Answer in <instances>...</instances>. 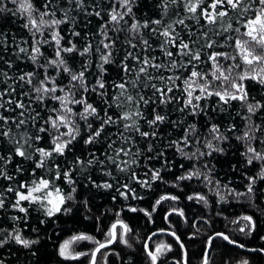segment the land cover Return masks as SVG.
Listing matches in <instances>:
<instances>
[{
    "label": "snow or ice",
    "instance_id": "1",
    "mask_svg": "<svg viewBox=\"0 0 264 264\" xmlns=\"http://www.w3.org/2000/svg\"><path fill=\"white\" fill-rule=\"evenodd\" d=\"M8 3L15 8H9ZM134 8H137V0H41L39 7L34 0H0V13L22 17L21 27L31 37L29 43L24 36L18 39L17 33L0 26V179L7 182L0 191V210L7 212L11 208L23 214L10 217L11 220H26L32 206L46 218L71 215L73 208L69 202L76 203L75 194L81 182L75 178L77 169L84 173L87 168L98 166L102 176L109 179L101 178L98 183L88 174L82 177L87 180L84 187L114 190L127 201L130 197L143 199L131 186L133 182L151 189L153 182L163 180L161 173L171 163L166 149L174 148L190 161H199L213 153L223 154L225 149L220 145L229 140L227 133L238 131L235 123L222 131L221 124L211 123L209 116L208 135L202 140L197 135L195 123L184 127L186 119H170L173 111L184 117L208 115V105L203 102L213 97L217 98L213 111L219 108L223 112L225 106H231L234 101L246 108L247 115L241 117L246 130L236 139L245 143L241 155L247 165L259 161L261 169L255 176L245 173L248 183L244 192L213 180L210 173L214 165L209 168L207 163L203 167L208 173H202L193 165L192 170L176 178L173 186L177 187L179 181L203 178L206 184L214 185L219 201L227 202L221 188L227 189V194L233 198L251 199L256 194L257 181H264V149L253 143L264 145V138H261L264 137V122L257 124L252 120L264 110V96L257 100L250 95L253 85L264 88V0H152V15L144 14L139 18ZM77 17L100 21L96 32L89 29L91 19H86L81 26ZM66 24L72 25L68 34L73 39H66L62 34L60 26ZM77 27H81V31H77ZM121 33H126L123 40ZM96 35L101 39L94 44ZM74 38L83 43L78 46ZM43 45L53 47L51 58L45 56ZM157 50L160 55L155 54ZM93 52L98 55L94 83L86 76L92 67L91 60H85L75 69L66 58V54L85 57ZM21 60H29L42 68V78L35 70L20 69L16 61ZM110 68L116 74L115 79H106ZM49 69H55V75L49 74ZM62 73L67 74V83L59 79ZM93 94L95 99L89 102ZM76 106L80 108L77 110ZM141 122L148 130L142 129ZM162 126L183 128V135L169 139L162 132ZM78 140H83L85 146L100 145L103 150L99 154L90 151L82 158L73 151L74 142ZM140 141L147 147L142 149ZM42 142L45 146H38ZM190 145L195 146V151H186ZM68 155L73 159L67 160ZM141 156L147 169L142 173L145 179L133 170V165L139 166ZM57 157L65 159L57 162ZM154 160L161 161L159 168L149 167ZM29 161L31 167L26 163ZM231 167L235 169L237 165ZM113 168L125 175L118 178ZM10 169H14L15 174H11ZM63 185L70 191H65ZM116 199L113 195L112 200ZM187 199L208 204L200 193L188 195ZM168 200L175 202L179 197L161 195L151 211L130 205L127 210L143 212L151 220L157 206ZM83 205L91 211L87 199L83 200ZM122 211L115 213L116 219L103 233V240L84 232L73 234L59 244L57 255L65 261L87 257L88 264H108L109 255L119 257L110 246L119 242L132 247L128 239L132 228L121 218ZM173 214L188 223L182 208L174 206L165 214L169 228L152 232L144 242L149 264H165L167 254L172 251V244L164 241L149 243L158 233L173 237L181 249L180 259H174L171 264H190L185 244L171 224ZM96 219L99 221L100 217ZM231 224L235 226L233 232L245 236L257 230V221L252 215L239 216ZM192 227L196 228L195 222ZM198 232L197 228L189 239ZM217 240L264 254V247L246 249L232 232L215 231L207 236L201 264H214L210 253L217 246ZM81 241H90L94 247L89 251H77L74 246ZM10 242L30 250L33 257L39 252V248L33 249V246L41 243L38 236L27 238L18 227L10 231L0 228V249ZM0 264L7 262L0 258ZM124 264H133L132 257ZM238 264H250V261L241 259Z\"/></svg>",
    "mask_w": 264,
    "mask_h": 264
},
{
    "label": "trees",
    "instance_id": "2",
    "mask_svg": "<svg viewBox=\"0 0 264 264\" xmlns=\"http://www.w3.org/2000/svg\"><path fill=\"white\" fill-rule=\"evenodd\" d=\"M34 2L39 7L41 0H34ZM151 2L152 0H137V8H134V12L138 18L144 14L152 15L150 11ZM145 4L149 5V7H144ZM8 7L15 8L11 3H8ZM59 15L60 14L58 13V16ZM171 18L175 19L176 17L172 16ZM86 19L92 20L89 29H91L92 32H96L100 21L95 18L77 17V22L82 26ZM105 19H107V17H105ZM126 19L131 23L130 18L126 17ZM165 19L167 20L168 18ZM6 21L7 24L5 25ZM23 23L24 20L20 16H12L11 13H0V26H6L10 33H17L18 39L20 36H24V38L28 39L29 43H31V37L28 36L27 31L21 27ZM60 27L63 30L62 34L66 36V39H73L68 34V30L72 27L71 24L61 25ZM76 30L81 31V27H77ZM45 36L47 37V33ZM125 36L126 33H121V40H123ZM89 38L91 39V37ZM74 39L78 46L83 43L79 38ZM100 39L101 37L96 35L93 43H98ZM42 51L46 57L51 58L54 55L53 47L49 45H43ZM155 54L160 55L158 50ZM66 58L69 59L70 65L75 69H79L85 60H91L92 67L89 69V73L91 74L86 73V76L90 82H95L96 63L98 62V55L95 52H93L91 56L85 57H80L78 54H66ZM12 59L15 60V57H12ZM117 59H119V57H117ZM40 62H44L43 58H41ZM16 63L19 65V68L24 71H37L40 74V78H42L43 69L32 65L31 61L21 60L16 61ZM13 71H15V69H13ZM9 74L11 75L12 73L10 72ZM49 74L55 75V69H49ZM165 75H168V73H165ZM115 78L116 74L110 68L106 79L111 80ZM59 79L64 83H67V74L62 73ZM9 83H11V81H9ZM25 90H27V88H25ZM109 91L111 92L112 89H109ZM250 95L259 100L264 96V88H261L258 85H253ZM94 99L95 96L93 94L92 99H90L89 102H92ZM216 99L217 98L213 97L203 102L208 105V115L184 117L179 112L173 111L170 119H186L184 127H187L188 124L195 123L198 129L197 135L202 140L208 135L209 116L212 117L211 123L221 124L222 131L229 124L235 123L238 131L227 133L229 135V140L220 145L225 149L223 154L213 153L212 156H204L199 161H190L176 152L174 148L166 149L165 154L171 163L169 168H166L161 173L163 180L153 182L151 189L141 188L138 184L133 182L131 186L136 190L137 195L142 196L143 199L134 200L130 197L127 201L119 197L114 190H97L92 188L91 185H88L87 188L84 187V185L87 184V180L82 177L88 174H91L93 179H96L98 183L101 178L105 180L109 179L106 176H102L98 166L87 168L84 173H81L79 169H77L75 178L79 179L81 182L77 186V193L75 194L76 203L73 204L72 202H69V206L73 208L71 215L58 214L54 218H46L41 212L36 210L35 206H32L26 220L15 222L11 220L10 217L16 215L23 216L22 213H18L11 208H9L7 212L0 210V228L10 231L13 227H18L23 230V235L27 238L33 239L38 236L41 241L39 245L33 246V249L39 248V252L35 257L31 255L30 250L23 249L14 242H10L8 246L0 249V258H4L7 264H88L87 257H81L79 261H65L60 258L57 255L59 244L71 235L80 232L93 235L97 239L103 240V233L107 232L110 224L116 219L115 213L123 209L121 212V218L132 228V233L128 237L129 243L132 247L128 248L119 242L110 246V250L118 252L120 256L109 255L108 264H124L129 257H132L133 264H149L144 253V242L152 232H157V230L161 228H169V224L166 223L164 216L174 206L182 208L188 220V223H184L183 219L176 214H173L170 217L171 224L177 230V235L181 236V240L184 242L188 251L190 264H201L207 236L215 231L232 232L234 237L238 238L241 243L246 245V249L264 247V240L260 239L261 237H264V181H257L255 186L256 194L251 199L247 197H241L239 199L233 198L227 194V189L221 188L220 192L227 196V202L219 201L214 185L206 184L203 178L199 180L194 178L192 180L179 181L177 187L173 186L176 184V178L184 175L187 171L192 170L193 165L199 167L202 173H208V169L203 167V165L207 163L209 168H212L214 165V168L210 173L213 180H219L221 184H229V187L235 188L239 192H244L246 190L245 186L248 183L245 178V173L249 176H255L261 169V162L259 161H254L252 165H247L244 156L241 155V153L245 151V143L236 139V136L246 130L245 121L241 118L242 116L247 115L246 108H243L239 102L234 101L231 106H225L226 110L223 112L220 111L219 108H216V110L213 111ZM49 103L54 104V102ZM76 108L78 110L80 106H76ZM237 113H239V115ZM252 120L257 124L264 122V110L260 111L256 116H253ZM81 127H83L82 122ZM141 127L143 130H148L147 125L143 124V122H141ZM13 130L15 131L14 126ZM29 130L32 131L31 128ZM114 130L115 129H113V131ZM162 132L169 139H177L179 136L183 135V128H164L162 126ZM137 139L139 140V138ZM165 143L166 141L160 143L159 146L163 147ZM253 143L258 148L264 149V145H260L256 141ZM74 144L75 147L73 151L76 155H81L82 158H86L87 153L90 151H96L97 154H99V152L103 150L100 145L95 147L85 146L83 140H78V142H74ZM38 146H45V143L42 142ZM139 146L142 149L147 147L146 143L143 141L139 142ZM202 150L207 151V149L203 148ZM133 151H135V149H133ZM186 151H195V146L190 145ZM56 159L57 162H62L65 158L57 157ZM72 159L73 157L71 155L67 156V160ZM121 159H123V157H121ZM26 163L29 167L32 166L30 161ZM160 164L161 161L154 160L149 167L154 166L159 168ZM232 164L237 165V167L233 169L231 167ZM181 165H183V168ZM112 170L114 175L118 178L125 175L117 172L115 168ZM133 170L137 171L138 174H141V179L146 178L142 175V173L147 170L144 166L143 156L139 157V166L133 165ZM10 172L11 174H15L14 169H10ZM17 178L22 179V177L19 176ZM57 183L60 182L58 181ZM6 186L7 182L0 179V191H3ZM63 187L65 188V191H70V188L67 185H63ZM193 193L204 195L208 204L205 205L203 202H197L196 200L189 201L187 196L192 195ZM165 194L176 195L179 197V200L175 202L171 200L162 202L152 214L151 220H149L143 212L138 211L133 213L127 210L130 205L151 211L155 201L161 195ZM113 195L117 196L115 201L112 200ZM12 198L14 199V197ZM84 199L88 200V208L91 209V211L85 209L83 205ZM245 214L252 215L257 221V230L249 236L232 231L235 226L231 224V221ZM96 217H100V220L97 221ZM41 220H44L45 223H40ZM193 222H195L196 228L192 227ZM97 228H100L101 231H97ZM197 228L199 229L198 235L189 239L191 234L195 232ZM33 229H36V231L34 232ZM49 237H51V239H49ZM160 241L172 244V251L167 254L165 264H171L174 259H180L181 249L179 248V245L175 243L173 237L166 233H158L153 237V241H149V243L153 244V242L158 243ZM216 245L217 246L212 249L210 253L214 264H225V261H230V264H238L241 259H248L250 264H264V254L233 247L220 240L216 241ZM93 247L94 245L92 242L81 241L76 245L75 249L77 251H89Z\"/></svg>",
    "mask_w": 264,
    "mask_h": 264
},
{
    "label": "rangeland",
    "instance_id": "3",
    "mask_svg": "<svg viewBox=\"0 0 264 264\" xmlns=\"http://www.w3.org/2000/svg\"><path fill=\"white\" fill-rule=\"evenodd\" d=\"M74 247H76V245Z\"/></svg>",
    "mask_w": 264,
    "mask_h": 264
}]
</instances>
